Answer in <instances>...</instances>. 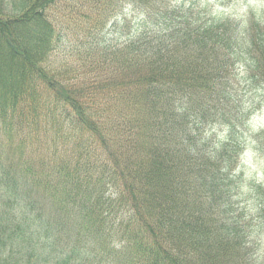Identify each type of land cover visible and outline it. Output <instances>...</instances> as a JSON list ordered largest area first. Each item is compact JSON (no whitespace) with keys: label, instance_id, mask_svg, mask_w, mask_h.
I'll use <instances>...</instances> for the list:
<instances>
[{"label":"trees","instance_id":"obj_1","mask_svg":"<svg viewBox=\"0 0 264 264\" xmlns=\"http://www.w3.org/2000/svg\"><path fill=\"white\" fill-rule=\"evenodd\" d=\"M195 1L0 0V122L62 155L40 175L0 157V264H264V199L240 162L260 150L264 14ZM59 2L86 48L53 68ZM122 5L138 25L110 44Z\"/></svg>","mask_w":264,"mask_h":264},{"label":"rangeland","instance_id":"obj_2","mask_svg":"<svg viewBox=\"0 0 264 264\" xmlns=\"http://www.w3.org/2000/svg\"><path fill=\"white\" fill-rule=\"evenodd\" d=\"M195 1V0H194ZM207 2L208 4H206ZM59 2L55 8V14L58 17V28H62V41L58 45L56 51L52 53L49 58V64L53 68H61L67 65L75 64L77 60V53L86 48L80 44L82 39V31L76 22L70 20L68 16L74 17L75 15L70 14L65 6V3ZM195 4L197 8H202L203 5H207L208 11L219 13L221 12L224 17L231 19H236L237 21L249 23L254 20L256 17L264 14V0H196ZM139 11L133 10L128 5H122L117 9V14L111 19L113 22L108 23L106 28L102 32V36L107 40L108 43H122L126 37L134 31L135 27L138 25ZM86 40H89L86 39ZM67 128V133H69V128ZM215 135L219 139L221 138L226 131L222 126H216L214 128ZM248 129H254L253 132L249 135L248 132H245L249 135V138H252L257 141L260 150L257 151V156L254 158L251 156V151L254 143L250 147V151L244 155V158L240 161L242 164L243 174L242 179L249 183L250 181L256 180L254 184L259 191V198L264 199V190L258 187V184L264 183V105L255 113L254 116L250 118V125ZM25 132H16L12 135V138H9L5 132L3 124L0 122V157L6 162L9 166L16 167L17 164L24 162H35L37 166L34 167V170L38 175L40 173L47 171L58 159L55 147L52 144H42L40 142L31 143L33 147L27 145L26 148L21 149V138L25 135ZM39 134H43L42 132ZM40 136V135H39ZM41 135L40 137H42ZM61 153V150H60ZM57 156V157H56ZM51 172V171H49ZM55 177V175H54ZM43 184V183H42ZM252 186L253 184H248ZM264 185V184H263ZM46 212L49 216L56 217L54 207L49 205L45 207ZM252 213V212H250ZM253 216H259L261 214L252 213ZM264 222V217L257 220V222ZM261 254L264 257V239L263 246H261Z\"/></svg>","mask_w":264,"mask_h":264}]
</instances>
